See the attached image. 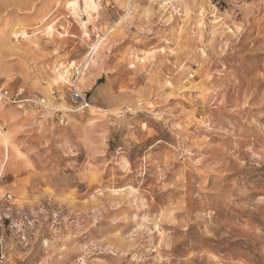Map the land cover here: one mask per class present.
Masks as SVG:
<instances>
[{"label":"rangeland","instance_id":"rangeland-1","mask_svg":"<svg viewBox=\"0 0 264 264\" xmlns=\"http://www.w3.org/2000/svg\"><path fill=\"white\" fill-rule=\"evenodd\" d=\"M70 1L0 0V264H264V0Z\"/></svg>","mask_w":264,"mask_h":264},{"label":"bare ground","instance_id":"bare-ground-1","mask_svg":"<svg viewBox=\"0 0 264 264\" xmlns=\"http://www.w3.org/2000/svg\"><path fill=\"white\" fill-rule=\"evenodd\" d=\"M92 1L93 0H83L84 12H86L92 6ZM75 8L77 9V0L70 1V3L67 5V9H69L70 11H72L75 14V11H76Z\"/></svg>","mask_w":264,"mask_h":264}]
</instances>
